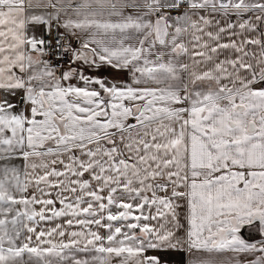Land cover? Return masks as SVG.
<instances>
[{
    "label": "snow or ice",
    "instance_id": "obj_1",
    "mask_svg": "<svg viewBox=\"0 0 264 264\" xmlns=\"http://www.w3.org/2000/svg\"><path fill=\"white\" fill-rule=\"evenodd\" d=\"M0 264H264V0H0Z\"/></svg>",
    "mask_w": 264,
    "mask_h": 264
}]
</instances>
